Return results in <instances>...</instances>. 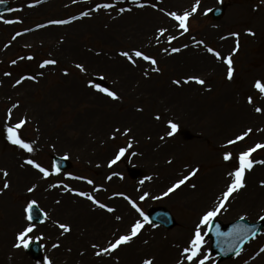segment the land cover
Returning a JSON list of instances; mask_svg holds the SVG:
<instances>
[{"label": "rangeland", "instance_id": "rangeland-1", "mask_svg": "<svg viewBox=\"0 0 264 264\" xmlns=\"http://www.w3.org/2000/svg\"><path fill=\"white\" fill-rule=\"evenodd\" d=\"M5 1L10 12L0 16V170L9 172L10 187L3 189L5 180L0 177V264H81L74 260L90 254L93 244L102 250L110 240L127 234L140 219L124 196L143 213L150 207L167 209L175 226L166 230L146 224L131 243L108 257L95 258L96 264H142L145 259L153 264H178L202 214L219 202L228 182L227 173L238 165L239 154L264 144V111H254L255 107L264 110V99L253 88L257 80L264 83V0H200L184 34L165 13L183 14L196 0H143L145 8L112 0ZM54 2L58 4L55 8L51 6ZM99 3H113L115 8L92 11ZM220 4L226 5L222 19L212 21L207 12ZM121 7L131 11L121 14ZM84 12L89 16L73 19ZM3 19L20 23L6 25ZM60 19L72 22L50 23ZM161 28L168 31L156 40ZM249 31L255 35H247ZM231 33L239 34L240 48L233 57L234 78L228 81L226 65L205 48L212 47L226 57L235 47ZM170 35L177 39L169 44ZM224 36L229 39H221ZM174 47L181 51L171 52ZM125 50L144 52L157 61L160 71H151L145 61L138 60L133 66L119 55ZM27 56L34 59H21ZM47 59H55L57 64L41 69L39 64ZM76 64L85 72L81 73ZM6 72L11 75L5 76ZM26 76L35 79L13 87ZM190 77H198L205 84H184ZM174 80L180 83L173 84ZM89 84L113 91L119 99L112 100ZM249 97L252 105L247 102ZM9 109H13L11 122L28 121L20 132L22 138L34 143V153L23 152L6 139ZM157 115L160 120L155 119ZM168 121L178 125L172 137L167 136ZM116 128L121 133L130 130L129 135L116 133ZM247 129L252 132L243 141L228 145ZM130 140L133 146L125 158L109 168L118 149L126 148ZM226 151L232 153L233 161L222 160ZM52 156L67 157L71 169L45 179L31 166H21L24 160L33 159L54 172ZM251 159L264 161V148ZM263 167L255 164L246 171V186L229 199L215 219L223 224L241 217L253 222L264 215ZM195 168L199 169L195 177L163 196L175 181ZM131 169L139 172L138 177H129ZM110 175L113 178L108 180ZM149 176L151 180L146 179ZM30 187L33 192L28 191ZM96 188L101 191H94ZM259 190L263 194L260 199L254 195ZM75 192L93 195L114 212L97 208ZM145 193L146 199L141 200ZM32 201L45 213L38 225L25 218L24 209ZM59 224L70 231L63 233ZM28 226L34 230L26 239L42 246L40 260L29 257L24 247H14L16 236ZM261 248L264 227L242 256L219 264H246L254 256L255 264H264Z\"/></svg>", "mask_w": 264, "mask_h": 264}, {"label": "snow or ice", "instance_id": "snow-or-ice-1", "mask_svg": "<svg viewBox=\"0 0 264 264\" xmlns=\"http://www.w3.org/2000/svg\"><path fill=\"white\" fill-rule=\"evenodd\" d=\"M5 0H0V4H3ZM75 2V0H73ZM131 3L134 4L137 8H145L147 5L144 3H141L140 0H131ZM200 0H196V4L193 5L190 11H185L183 14H177L176 12H170L165 13V15L170 16L172 21L176 22V25L180 30H182L181 34L187 33L189 31L188 28V20L189 18L196 13L198 7H199ZM33 5H29V7H32ZM154 7V5H153ZM115 8V4L113 3H99L96 5L95 8L92 9L94 12H99L101 10L107 11L109 9ZM120 13L123 14L125 11H131V9H125L123 7L120 8ZM89 12H84L82 14V17H74L73 19H81L83 17H88ZM4 24H13V23H20L18 20H12V19H3L2 21ZM70 20H53L50 23L55 25H67L71 23ZM40 27H45V25H40ZM168 31L166 28H161L158 30L155 39L160 40L161 37L165 36V33ZM17 36L22 35L21 33H17ZM231 37L235 40V47L231 51L229 55L222 56L221 53L217 50H214L212 47H206L205 50L208 54H210L215 60L221 61L224 65H226V79L228 81L233 80L234 78V66H233V57L236 55V53L239 51L240 48V42H239V34L238 33H231ZM249 36L255 35L252 31H249L247 33ZM13 40L16 39V36L12 37ZM177 39L176 36L170 35L167 37V42L170 44L173 40ZM221 39H229V37L224 36L221 37ZM197 44H203V41H197ZM167 51V49H165ZM181 49L179 48H172L171 52H179ZM171 54V53H169ZM119 55L125 60L128 61V63L135 66L137 64V61H145L148 63V65L151 66V71L153 72H159L160 69L156 66L157 61L154 58H151L148 55H145L144 52L140 50H125L121 51ZM21 59H27L32 60L34 57L27 56V57H21ZM13 64L16 63V61L12 62ZM57 61L55 59H47L44 60L43 63L39 64V67L41 69L48 67L49 65H56ZM75 67L81 72H85V68L81 64H76ZM147 71V70H146ZM68 72H64V75H68ZM5 76L11 75L10 73H5ZM35 77L33 76H26L22 79H18L13 87H16L17 85H20L23 83L24 80H34ZM100 79H103L101 77ZM173 84H179L180 81L174 80L172 82ZM184 84L189 83H195L197 85L203 86L205 84V81L198 78V77H190L186 79ZM91 88H94L96 91L101 92L105 94L106 96L110 97L112 100H117L119 97L117 94L113 91H109L105 88L99 87L96 84H89L88 85ZM253 88L261 94V98L264 99V83H262L260 80L255 81L253 84ZM248 104H253L252 97L248 98ZM19 105H13V108H18ZM139 110V109H138ZM254 111L256 113H262V110L260 107H255ZM12 115H13V109H9L6 114V126L4 127V132L6 133V139L11 145H14L15 147L21 149L23 152L32 154L36 151L34 143L30 141H26L24 138H22V134L20 130L28 123L26 119H21L19 122H11L12 121ZM156 120H160V116L155 117ZM167 128L169 131L167 132L168 137H172L178 130V125L175 122L168 121ZM116 133H121V130L119 128H116L114 130ZM130 130H125L122 135H129ZM252 132V129H247L243 134L238 135L235 139H231L228 141V145H234L237 144L240 141H243L245 137H247ZM111 139H115V136L110 137ZM161 139H165V137H161ZM132 141L130 140L127 144V147H121L118 149L117 153L115 154L114 158L110 160L108 167L112 168L113 165H116L118 161H120L122 158H125L126 152L128 149L132 148ZM227 147V146H226ZM264 148V144H256L254 147L249 148L246 151H242L237 160L238 165H234V170H229L227 173V183L222 190V193L219 197V202L215 204V207L212 210H208L205 213L202 214L201 218L199 219L198 223L196 224L195 228L193 229V233L191 237L189 238V242L184 247V249L181 252V256L183 259L178 260V264H207V261L209 259V254H205L203 252L204 244H205V237L207 235V232H211L212 228L214 226V220L219 215V213L222 210L226 209V205L229 202V199L231 197H234L235 193H238L241 189H243L245 184V173L246 171L250 172L255 164H264V161L256 160L254 161L251 159L252 154L255 153L258 149ZM134 155V154H133ZM64 159H67V157H64ZM233 156L231 152L226 151L223 156L222 160L225 163H228L230 161H233ZM169 163H172V161H169ZM24 165L31 166L32 169H35L37 172L41 173L43 178L47 179L49 175L51 174H58L59 173V167L57 165H52V168L54 169V172H49L45 167L41 166L39 163H37L33 159H26L23 161L22 167ZM199 172L198 168L191 169L188 174L184 175L182 178L175 181L172 186H170L164 193L163 196L167 197L171 193L175 192L176 190L180 189L181 186L185 185L188 181H190L193 177H195ZM9 172L6 170H0V177H3L5 182L2 184L3 189H8L10 187V184L7 182V178L9 177ZM115 175V174H114ZM74 179H82L80 177H72ZM113 177L110 175L107 177L108 180H111ZM147 180H151L152 177H146ZM88 184H93L92 180L86 181ZM141 184L144 183L142 180L140 182ZM54 187H58V185H54ZM193 188H195V185H192ZM66 190L69 192H72V189L67 188L65 186ZM29 192H33L34 188L30 187L28 189ZM94 191L99 192L101 189L96 188ZM74 195L84 197L88 201H90L93 205H95L99 209H103L107 211L108 213L114 212V209L112 207L106 206L104 203L99 202L96 198H94L93 195L85 192H75ZM147 193L143 194L140 199L144 200L147 197ZM157 199H160L161 197H156ZM124 199L128 201V203L131 205V207L139 214L142 219H137L131 226L130 230L127 234L119 235L118 238L114 240H110L108 242V246L103 247L102 250L95 251V255L97 257H102L105 254H111L118 250L122 245H127L132 242V240L137 237L141 230L145 227L146 224H151L152 221L149 219L148 216H146L143 211L136 205L135 202H133L131 199H129L127 196H124ZM59 203V201L57 202ZM36 208V201H32L27 204L26 208L24 209L27 220H32L33 218V212ZM117 220H120L121 217L117 216ZM240 219H244V217H241ZM260 220L264 221V215L260 216ZM59 228L63 230V233H68L70 231V228L64 224H59ZM207 229V232L202 234L203 229ZM216 232L215 235L218 237H232L236 241H243L246 236L251 234L253 238H255V231L246 226V225H234L233 229L229 233H223L220 231L219 225H215ZM33 227L28 226L20 231V233L16 236V240L18 243L14 245L16 248H27L29 246V241L26 239L28 235L33 232ZM54 247H58V245H54ZM93 249H98V245L93 244ZM261 253H264V248L260 249ZM237 255H239V251L236 252ZM259 255V253H257ZM142 264H153V261L151 259H145L143 260Z\"/></svg>", "mask_w": 264, "mask_h": 264}, {"label": "water", "instance_id": "water-1", "mask_svg": "<svg viewBox=\"0 0 264 264\" xmlns=\"http://www.w3.org/2000/svg\"><path fill=\"white\" fill-rule=\"evenodd\" d=\"M158 215H165V214L163 213V214H158ZM164 224L170 227V223H164ZM252 229L256 233L257 227H253ZM250 237H252L251 234L246 236L243 241H246ZM243 241H236L232 237H224L223 239H221V241L219 240L215 244L219 250L235 251V249H238L239 247H241V244H243Z\"/></svg>", "mask_w": 264, "mask_h": 264}, {"label": "bare ground", "instance_id": "bare-ground-1", "mask_svg": "<svg viewBox=\"0 0 264 264\" xmlns=\"http://www.w3.org/2000/svg\"><path fill=\"white\" fill-rule=\"evenodd\" d=\"M51 6H53V8H55V6H58V4L57 3H52V5ZM261 169H264V167L263 168H261ZM255 196H256V198H262L263 197V194H262V191H258V192H256L255 194H254ZM120 208H122V211H124V207H122V206H119ZM122 224H126V223H122ZM126 255L127 256H129V251L128 252H126ZM264 261V259H263V257L261 258V263H264L263 262ZM26 263V262H25Z\"/></svg>", "mask_w": 264, "mask_h": 264}]
</instances>
